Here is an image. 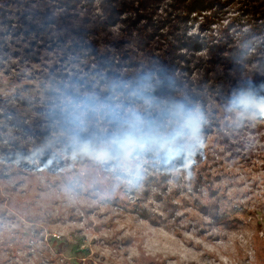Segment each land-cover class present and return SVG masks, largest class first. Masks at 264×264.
<instances>
[{"label":"rangeland","instance_id":"obj_1","mask_svg":"<svg viewBox=\"0 0 264 264\" xmlns=\"http://www.w3.org/2000/svg\"><path fill=\"white\" fill-rule=\"evenodd\" d=\"M106 1L0 0V264H264V47L178 51ZM177 102L204 118L179 155L121 142Z\"/></svg>","mask_w":264,"mask_h":264},{"label":"trees","instance_id":"obj_2","mask_svg":"<svg viewBox=\"0 0 264 264\" xmlns=\"http://www.w3.org/2000/svg\"><path fill=\"white\" fill-rule=\"evenodd\" d=\"M248 1L251 0H107L106 3L115 7L113 16L118 19L125 18L128 12L143 11L150 26L144 24L137 30L146 31L148 37L158 34L168 38L171 47L178 51L195 52L205 45L221 54L232 53V60L236 62L255 42L258 48L264 47V0H253L250 6ZM256 4L262 9L256 10L252 6ZM232 12L238 15L229 19ZM220 21L227 25L215 36L212 26L219 25ZM235 30H239V38H235ZM189 31L197 33L190 35Z\"/></svg>","mask_w":264,"mask_h":264},{"label":"clouds","instance_id":"obj_3","mask_svg":"<svg viewBox=\"0 0 264 264\" xmlns=\"http://www.w3.org/2000/svg\"><path fill=\"white\" fill-rule=\"evenodd\" d=\"M253 99L252 93L241 92L234 97L232 104L237 109H247ZM261 107L264 108V105H261ZM171 115L177 123L172 131L167 135L161 136L152 131L151 125L142 124L138 114H132L126 121L127 127L120 137L121 142L127 143L131 140L143 143L147 148L160 151L164 155H179L182 151V140L192 142L200 139L204 118L200 110L195 107H189L182 102L176 103ZM150 164V159L140 160L139 157H135L129 160V166L135 170ZM138 178V176H129V183H134Z\"/></svg>","mask_w":264,"mask_h":264}]
</instances>
